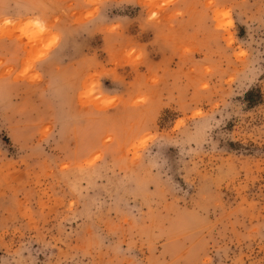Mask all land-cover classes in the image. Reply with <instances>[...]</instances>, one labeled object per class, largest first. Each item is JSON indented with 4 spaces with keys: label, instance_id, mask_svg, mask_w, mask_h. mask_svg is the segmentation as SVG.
<instances>
[{
    "label": "rangeland",
    "instance_id": "1",
    "mask_svg": "<svg viewBox=\"0 0 264 264\" xmlns=\"http://www.w3.org/2000/svg\"><path fill=\"white\" fill-rule=\"evenodd\" d=\"M0 264H264V0H0Z\"/></svg>",
    "mask_w": 264,
    "mask_h": 264
}]
</instances>
